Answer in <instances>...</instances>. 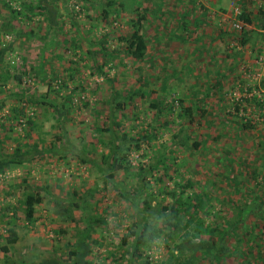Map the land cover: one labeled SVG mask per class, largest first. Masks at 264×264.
Here are the masks:
<instances>
[{
  "label": "rangeland",
  "instance_id": "rangeland-1",
  "mask_svg": "<svg viewBox=\"0 0 264 264\" xmlns=\"http://www.w3.org/2000/svg\"><path fill=\"white\" fill-rule=\"evenodd\" d=\"M39 1L0 0V49L9 48L0 63V139L9 151L35 142L47 149L55 144L56 151L60 146L67 155L47 153L39 161L0 173V237L6 238L9 228L2 216L4 208H17L20 218L13 226L19 241L9 255L1 250L6 240H0V264L39 261L52 254L66 258L84 227L78 212L76 223L61 222L54 214L53 197L44 192L35 221L26 222L21 203L29 187H48L59 198L95 190L93 213L106 223L97 228L90 243L97 242L95 264H109L113 254L120 256L126 250L121 245L135 216L117 188L122 185L128 193L135 192L140 186L137 169H149L157 162L160 165L147 175L154 204L168 202L160 193L165 186L172 190L176 183L191 180L198 186L194 192L208 197L207 226L218 220L224 231L245 220L244 238L254 239L253 250L261 244L264 248V35L255 50L242 46L238 37L245 33L232 24L236 8H246L252 20H260L264 0H222L219 9L209 7L215 0H202L209 24L197 28L205 36L201 40L183 28L192 30L193 18L183 17L182 11L194 3L188 6L182 0H114L117 14L108 19L103 7L110 0H48L59 8L60 26L51 30L39 12L25 17V7ZM11 10L18 13L13 22L16 29L26 35L1 32ZM141 15L147 19L142 29L148 43L145 57L113 56L110 52L125 48L120 38L130 36L132 23ZM96 67H102V72ZM218 81L223 90L216 86ZM130 95L135 96L132 101L115 110L114 99ZM29 96L64 103L68 112L58 120L49 106L35 105ZM153 102L158 109L150 108ZM185 108L192 109L190 116L184 114ZM18 109L24 114L15 112ZM113 123L119 126L112 127ZM245 124L252 128L245 129ZM103 128L115 130L119 139L124 134L131 140L153 136L143 139L140 149L133 146L129 154L124 152L132 167L107 184L99 169L83 163L78 154L84 152L104 165L113 134L100 132ZM240 233H235L238 238ZM221 235H215L217 243ZM173 246L158 238L144 258L165 264L171 260ZM239 246L242 249L245 243ZM241 249L219 263L264 264L260 258L253 262L255 254ZM208 256L196 264H211Z\"/></svg>",
  "mask_w": 264,
  "mask_h": 264
},
{
  "label": "trees",
  "instance_id": "trees-1",
  "mask_svg": "<svg viewBox=\"0 0 264 264\" xmlns=\"http://www.w3.org/2000/svg\"><path fill=\"white\" fill-rule=\"evenodd\" d=\"M80 1L84 3L89 2V0ZM115 5L116 2L110 0L107 5L103 7V15L105 19H108L111 13L116 16L117 11ZM25 9L27 12V16L25 17L30 18V15L36 16L38 15V12L40 16L44 15V19L49 25V30L56 29L60 26V23L58 22L59 8L56 4L48 2V0H41L39 3L28 5ZM15 14L18 13L15 11L11 12L8 21L2 24L1 32H4L5 34H15L17 37L26 35L25 32L18 31L13 24V22L15 23L17 21ZM261 14L263 16H260V20L257 19L254 21L252 20V14L247 12L246 8L242 9V14L239 18L243 24L247 26L243 32L245 34L238 37L242 46L252 45L253 49H256L255 46L258 44L261 36L260 31H264V11ZM146 20L145 15L139 16L138 20L134 21L131 25L130 36L120 38V41L126 44L125 48L119 52L112 51L110 53L113 56L124 54L135 60H142L146 55L148 45L147 39L142 33L143 23ZM252 26L255 27V29L251 28ZM29 35L32 36L33 33H30ZM7 49L9 48L0 49V63L4 60ZM88 54L91 55L92 52L89 50ZM96 69L97 70L95 71L98 73L102 72V67H96ZM93 73L94 72H92V74ZM21 77L22 76L20 75L16 76L19 81H21ZM1 78L5 81L9 80V77L4 78L2 76ZM221 85L222 83L218 81L216 86L220 88ZM220 90L223 89L220 88ZM133 97L135 96H126L124 97L125 101L124 99L120 100V98L117 99L116 97L114 99L115 110H123L124 106H127L125 103L131 102ZM67 100L70 102V98ZM255 100L256 99L254 98V101ZM28 101L35 105L41 104L43 106H49L56 114L58 120H61L68 112L64 103L56 104V102L48 100L47 97H44L39 101L35 100L34 96H29ZM150 108L158 109L159 105L156 102H153ZM173 110V108H169L170 112ZM191 111V108H185L184 114L190 116ZM202 111V115H204L205 111ZM15 112H21L24 114L23 109L15 110ZM28 123L30 126L34 127L33 122L29 120ZM111 126L118 127L119 125L113 123ZM244 127L245 129L252 128L250 124H245ZM103 131L113 134V141L110 143L109 153L107 156L103 155V166H99L95 160L86 157L84 152L78 151V154L83 163L91 164L99 169L100 178H102L107 184L113 182V179L118 172L124 171L127 173L132 167V165L127 162L124 152L126 151V153L129 154L133 146H135L137 150L140 149L141 141L143 139L151 140L153 136L148 134L143 138L131 140L125 136L126 134H124L119 139L115 130L104 128L100 130V132ZM187 139L189 140V137ZM58 141H60V136L58 137ZM101 144H103V142ZM198 145L199 144H195V147H198ZM55 147L56 145L53 144L52 147L47 149L46 147L40 146L39 143L34 142L29 148L19 146L14 150L9 151L4 149V142L0 139V173L9 168L23 167L27 163L39 161L43 155H46L47 153L52 156L60 155L61 158L66 157L67 154L62 147L58 146L57 151L55 150ZM158 165H160L159 162H157L156 165L150 166L149 169L142 167L137 169V174L140 176V186L138 189L134 190L135 192L128 193L127 188L122 185L117 188L119 189L122 198L129 200L131 203L135 216L134 222L131 226L132 230L123 238V243L121 245L123 248L127 247L126 250L123 254H120V256H115L113 254V259L109 264H154L148 257L144 258V252L156 239L162 237L168 245L170 243L174 244L169 256L171 260H168L169 262H166L165 264H196L199 260L209 257L208 255H210L211 264H222L219 263L221 259H228L229 255L239 251V249H241L239 245L244 243L245 247L240 250L241 252L246 249L248 250L246 253L247 255L255 254L253 262H256L259 258L264 262V248L262 244L257 245L260 249L256 251L253 250L251 246L252 243H254V239L250 240L244 238V233L247 231V226H243L245 220H238L233 225H230L228 228L229 230H224L225 233L224 231H220L218 220H215L216 222H214L212 226L206 225V220L204 219L211 211L208 197L194 192L198 186L191 180H183L181 183H176V187L172 190H169V188L165 186L160 193L168 200V202L166 204H154L153 198L155 197L150 192L151 187H149L147 175L150 170L157 168ZM28 189L29 192L26 193L21 203L24 210V220L26 222L32 224L35 221L38 207L44 202V196L42 194L44 192L49 197H53L55 204L54 214L62 219L61 222L76 223V212H78L81 219L79 221L84 222V227H80L77 234L75 248L67 253L66 258L52 254L47 258L39 259V261L33 260L25 262L24 260L21 262L14 260L8 264H95L93 258V244L95 245L97 242L90 243V240L93 233L97 231V228L106 223L105 220L97 219L93 213L97 204V201L95 200V190H88L82 195L74 192L69 195L68 198H59L57 196H52L48 187H29ZM190 190H193L192 194L189 193ZM3 213L2 216L9 225V228L7 230V237H0V240H6V244L1 246V250L5 255H9L11 248L19 241L18 232L13 226H16V222L19 221L20 218L18 216L17 208L14 207L8 206L4 208ZM9 213H12V215L9 216ZM261 218L263 219L261 221H264V216H261ZM239 230H241L240 238L235 234L238 233ZM216 234H222L218 243L215 241ZM232 235L235 236L234 239L232 238L235 245L230 244V236ZM211 260L213 262H211Z\"/></svg>",
  "mask_w": 264,
  "mask_h": 264
},
{
  "label": "crops",
  "instance_id": "crops-1",
  "mask_svg": "<svg viewBox=\"0 0 264 264\" xmlns=\"http://www.w3.org/2000/svg\"><path fill=\"white\" fill-rule=\"evenodd\" d=\"M182 1H184L188 6L191 3H194V6H191L190 5L189 8H186V10H183L182 11V16L183 17H185V18H187V17L193 18V20H192V28H191L192 30H189L188 29V26H183V28L186 31H189V33L191 32V34L192 33L193 34H198L197 40L203 39L205 36H203V34L201 33V31H198L197 28L198 27H206L209 24L208 17H207V13H206L208 10L205 9L204 4L201 2L202 0H182ZM221 3H222V0H215L214 3H212V4L209 3V7L210 8L212 7V8L219 9L220 6H221ZM162 6L164 7V4ZM162 11L164 12V10H162ZM252 18H254V17H252ZM260 35H261L260 36V38H261L262 35H264V31H260ZM257 45H260V44L258 43ZM250 46L253 48L252 45H250ZM220 82H222V81H220Z\"/></svg>",
  "mask_w": 264,
  "mask_h": 264
},
{
  "label": "built area",
  "instance_id": "built-area-1",
  "mask_svg": "<svg viewBox=\"0 0 264 264\" xmlns=\"http://www.w3.org/2000/svg\"><path fill=\"white\" fill-rule=\"evenodd\" d=\"M242 14V11L239 8L234 9V14H233V19H232V24L233 27L239 32V33H243L244 30L247 28V26H245L243 24V22L240 20V16ZM230 18V17H228ZM249 28V27H248ZM264 62V58L261 59V63ZM262 65V64H261Z\"/></svg>",
  "mask_w": 264,
  "mask_h": 264
}]
</instances>
